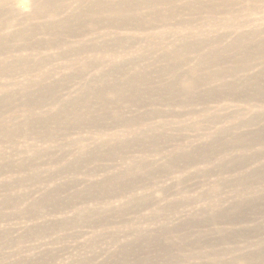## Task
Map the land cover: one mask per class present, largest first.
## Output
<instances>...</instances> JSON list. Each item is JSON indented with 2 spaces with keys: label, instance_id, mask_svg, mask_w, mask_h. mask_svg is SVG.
I'll use <instances>...</instances> for the list:
<instances>
[{
  "label": "bare ground",
  "instance_id": "bare-ground-1",
  "mask_svg": "<svg viewBox=\"0 0 264 264\" xmlns=\"http://www.w3.org/2000/svg\"><path fill=\"white\" fill-rule=\"evenodd\" d=\"M69 1L0 0V77L10 76L16 70H42L55 60L46 56L4 59L7 51L15 50L8 48L10 44L34 34L50 35V42L41 47L63 48L61 58L70 67V72L57 80L49 72L34 82L18 85L14 92L5 87L0 91V144L10 150V153L0 152V223L6 220L5 210L34 223L60 213L65 217V212L71 210L75 212V224L63 220L36 224L33 229L26 227L23 241L76 228L78 235L89 226L94 232L109 233L114 223L146 237L148 232H141L137 225L140 209L154 208L144 225L155 221H160V225L164 221L165 225L172 222L169 219L176 215V208L188 205L190 200L177 203L175 208L158 206V201L157 206L152 202L146 206L133 200L112 209L105 206L111 199L117 200L128 193L134 197L136 193L119 191L111 195L114 197H108L95 192V188L110 183L126 185L129 181L133 183L128 188L143 185L146 180L157 183L163 178L166 181L165 177L175 171L187 170L188 164H203L204 169L192 172L182 181L178 180L179 183L176 181L174 186H183L184 191L192 192L186 187L212 183L219 193L228 192L231 198L246 196L240 197L242 202L231 201L234 213L242 215L244 224L251 223L250 215L258 221L262 219V224H255L254 233L243 239L264 233V193L253 190L264 185V154H261L263 151L255 153L261 147L254 151L256 146L244 144L235 136L251 137L255 132L264 131V0H75L74 7L68 5ZM33 20L42 24L32 25ZM12 27L18 30L7 34L6 30ZM125 54L130 56L123 57ZM69 84L77 88L64 97L63 91ZM75 133L96 137L70 139ZM208 146L212 147H209L211 152ZM101 164L110 165L112 171L104 173L106 165L102 170L98 168ZM184 191L176 192V188L169 186L160 188L155 195L165 200L166 196L171 199ZM227 201L230 200L219 199V206L223 207ZM90 205L94 209H88ZM217 211L216 206L206 207L204 212L190 216L189 221L200 218L193 224L195 228H213ZM101 213L109 215L108 219L94 220ZM185 218L173 221L186 225ZM169 230L162 232L167 234ZM182 231L173 233L184 237L186 232ZM112 232L106 240L101 239L105 235H91L90 240L86 239L87 248L97 250L104 241L107 245H117L121 237ZM9 236L8 229L0 230L1 246ZM208 244L216 249L208 241H205L206 248ZM7 245L14 246L15 242ZM125 247L120 256L131 253ZM106 257L109 262L116 258L113 254ZM209 257L212 258L210 254ZM244 259L240 264H247Z\"/></svg>",
  "mask_w": 264,
  "mask_h": 264
},
{
  "label": "rangeland",
  "instance_id": "rangeland-1",
  "mask_svg": "<svg viewBox=\"0 0 264 264\" xmlns=\"http://www.w3.org/2000/svg\"><path fill=\"white\" fill-rule=\"evenodd\" d=\"M68 5L74 7V6L77 5V2L75 0H71V1H69ZM31 24L32 25H39V24L41 25L42 24V21L33 20V21H31ZM17 30H18V28L12 27V28L7 29L6 30V33L7 34H13ZM122 34H125V33L123 32ZM50 40H51V38H50V35H48V34H34L33 36L28 37V39H26V40H16V41H14L12 44H10L8 46V48L9 47H14L15 50L14 51H9V52L7 51L4 59L11 60V59H15L17 57L37 58L39 56H46V57H55V60L52 61L49 65L44 66L42 70H37V69H29L27 71L16 70L10 76H2V77H0V91L2 90V87H5L6 88L5 90H8L10 92H14V91L17 90V86L18 85L28 84L29 82H34V81L38 80L43 74H46V73H49V72L51 73V76H52V79L53 80H57L60 75H62V74L65 75V74H68L70 72L69 62H67L65 59H62L61 58V54L63 53V48H59V47H51V48L41 47V45L48 44L50 42ZM88 56H89V54L86 55L85 57H88ZM129 56H130L129 54H125V56H123V57L128 58ZM96 57L99 59L100 58V54L97 53L96 54ZM80 59L81 60H84L85 58L84 57H81ZM191 61L194 62V57H191ZM75 88H77V86H75L74 84L67 85L66 88H65V90L63 91V96L64 97H67L69 93H71V92H73L75 90ZM21 115L22 114H20V116ZM235 136H236V138H238V137L241 138L244 141L243 142L244 144H246L248 142L249 145L256 146L255 149H254V151L257 148L259 149V147H261L259 150H256L255 153L258 154V152L260 153L261 151H263V152H261V154H264V131L263 132H261V131L255 132L254 134L250 135L251 137L245 136L244 134L243 135L236 134ZM80 137H85L86 139H95L96 136L91 135V134H86V133H84V134H77V133H75V134H72V136L70 137V139H77V138H80ZM250 139L253 140V141L251 142ZM27 141H28V143L30 142L29 139H27ZM196 142H197V140H196ZM38 144H39V146H41V143H38ZM209 147L210 146L207 147V150L208 151L210 150V152H211L212 150L210 148H212V147H210V148ZM2 151H5L6 153H10V150L7 148V146L0 144V152H2ZM154 158H156V157H154ZM157 158H159V156H157ZM155 161H158V160H155ZM262 163L264 164V160H262ZM104 166L106 167V169H105ZM102 167H104V168H102ZM187 167H188V168H186L187 170H184L182 172L175 171V172L167 175L168 177L169 176L170 177L168 178L166 176L165 177L166 178V181L163 178L164 181H163V179H161L157 183H155L154 181L151 182L152 185H148V183L149 184H151V183L150 182H147L148 180H146V183H145L146 185L143 184V185H138V186H134V187H131V188H128V187L130 186L129 183H133L132 181H129L128 183H126V185H125V183L120 184V185L118 183H117L118 185L116 183H114V185H113V183H110L109 186H102V188L99 187L100 189L98 187L95 188V190H94L95 192L100 193L102 195L105 194L106 196L109 195L110 197H114V196H111V195L117 194V193H119V191H120V193L122 191H124V193H126L129 190H132L133 192L136 193V195H134V197L137 196V194H139V192H140V194L136 198H134L132 195H130V193H128L127 195H124L122 197H117L120 201L118 199L116 200V198L114 199V201H113V199H111L108 202L110 205L107 203L105 206H106V208H109V207L112 208V207H114L112 209L121 208L122 206H126V201L128 203H130L133 200L146 203V206H149V204H147V202L150 203V204L152 202V204L154 203V205H156L155 202L158 201V203H159L158 206H164V207H168V208L169 207L175 208L178 205L177 203L188 202L190 200V203L188 205L185 204L186 207L185 206L182 207V206L179 205L178 206V209L176 208V211H175L176 215L175 216H171L170 219H169V221H172V222H170V223H167L166 222L165 225H163L165 223L164 221H163L164 223L161 222V225H160V221H157V222L155 221V222H151L152 224L150 223L151 226H150V224H146L145 223L147 225V227H146V225H144V222H145V220H148L150 218L149 216H151V214H152L151 212H152V210L154 208L148 207L147 209H143V210L140 209L139 220L137 219V222L138 223L140 222V223L139 224L137 223V225H139L138 227H139V230L141 232L142 231L148 232L146 237H145V235L142 236L143 234L142 235L141 234H139V235L138 234H134V232L131 231V230H129L127 227L124 228V230H123V228L120 226L119 223H114V225L112 227H110L109 230L111 229L110 232L113 231L114 234H117L118 233L117 235H119L121 237L119 239V243L117 245H114L112 243H108V245H107V242L104 241L105 244L100 243L101 245L99 247L95 248L97 250H91V249L89 250L87 248V240H90L89 238L91 237V235H96L97 236L98 234L101 235V236L105 235V236L101 237V239L106 240L108 238V234H110V232L107 233L108 232L107 231L108 229L106 230L107 232H102L103 233L102 234L101 231H99V230H97V231L95 230V232H94V229L92 228V226H89L90 228L89 227L88 228H85V229L83 228L84 230L80 234H78V235L76 234L78 232V231H76L77 228L75 230H71L70 229L69 232L67 230H59L58 232H55L56 234L55 233H52V234L50 233V234H48V236L46 234L44 236H41V238L31 239V240H28V241H25V242L23 241V236H24V233H25V229H27V228L33 229L34 227H36V224H40L39 226H41L42 224H48L50 222L51 223H53V222L57 223L59 221L60 222H63V220L69 221V222H71V224H75V222H73V221H75V212L74 211L67 210L65 212V217L63 216V214L60 213L59 215H54L53 218L50 217L51 219L49 217H48V219L47 218L39 219V220L35 221V223L31 221L33 223L32 224L30 222L29 218L16 217V216L13 215V213H14L13 211H11V210H8V211L5 210L4 211V215L6 217V220H4V221H2L0 223V230L8 229L9 230V234L11 236L8 237L6 244H4L2 246L0 244V264L1 263L2 264H10V263L11 264H23V263H25V264H84L85 263L86 264L87 261H88L87 264H97V263H100V264H111V263L112 264H124V263L125 264H132V262H133V264H151V263L152 264H183V263L184 264H240V263H242V260L244 259V256L245 257L247 256L246 259H244V260H246L247 264H256V263H258V264H264L263 263L264 262V259H263L264 258V252H263L264 251V237H263L264 236L263 235L264 233H261L262 235L261 234L258 235L259 238H258V236H256V237L255 236H252L251 238L248 237V239H243V238H246L245 235L246 236L247 235H252L254 233V230L256 229L255 226L256 225H259V224H262V219L258 221L256 218H253V216L250 215L249 218L251 217L250 218L251 223L250 224H246V223L244 224V223H242V220H241V216L242 215H239V216L237 215L236 216V214L234 213L235 210L232 209V207H234V206L232 205V202L231 201H233L234 204L237 202V200H239V201L242 202L241 198L245 199L244 197H246V196L241 197V195H240L238 197V199L235 198L236 199L235 200L234 199V195H233L232 196L233 199H232L230 197L231 196L230 193H228V192H226V193L225 192H220L219 193V191L217 189H215V187H214V185L212 183L211 184H208V185H204V183H198L197 185H193L192 184L191 186L186 187V189H188V188L189 189H192L191 191L192 192L194 191L193 193L190 192V191H187V192L184 191L183 190L184 189L183 186H174V185H177L176 184V181H177V183H179L184 178H186V176L190 175L192 172L197 171V170L200 171L201 168L204 169L205 165L199 164V165L191 166L190 164H188ZM98 168H100L102 170L105 169L103 172L106 173V174H109V172L112 171V169H111L112 167L110 165L107 166V164L98 165ZM254 169H256V166H255ZM108 170H109V172H108ZM263 170H264V168H263ZM245 171L248 172L250 170L246 169ZM103 172H101V173H103ZM228 176H230V175H228ZM263 177H264V173H263ZM171 178H173V180ZM168 179H171V180H169L171 182L173 181L172 183L170 182L172 185H170V183L168 182ZM178 180H179V182H178ZM163 182L164 183L166 182L165 185H164ZM174 182H175V184H174ZM162 183H163V186H162ZM157 185H158V187H156ZM112 186H113V188H112ZM139 186H141V187H139ZM152 186L155 187V188H153ZM169 186L170 187L173 186L174 188H176V192L184 191L185 193L184 192H180V194L178 193L176 196H172L171 199H170L171 196L170 197L166 196L165 200L167 198H168V200L169 199L170 200L174 199L172 201H170V200L169 201H167V200L165 201L163 197H162L163 198L162 199L161 196H156L155 195V194H158V192H160V188H162V187H164V188L167 187L168 188ZM107 187H108V189H105ZM145 187H147V188H145ZM148 187L151 189V191L148 189ZM102 189H103V191H101ZM115 189H116V191H115ZM144 189H148V190H144ZM156 189H158V190H156ZM200 189H201V191H200ZM32 190H33V188H32ZM79 190H81V192L83 191V189H81V188ZM253 190H259L260 192L264 193L263 192L264 191V185L263 186L261 185V187H256ZM253 190H252V192H253ZM149 191H150V193H149ZM172 191H175V190L173 189ZM142 195H144L146 197H144ZM153 195H155V197ZM196 195H197V197H196ZM125 196H127V197L125 198ZM152 196H153V198H152ZM189 196L190 197H194V198H191L190 199ZM131 197H133V199ZM180 197H181V199H180ZM122 198L125 199V201ZM149 198H151V199H149ZM175 198H176V200H175ZM58 199L63 200L60 196L58 197ZM207 199H208V201H207ZM219 199L220 200L221 199H223V200L224 199H228L230 201H227L226 204L223 205V207H222L221 205L219 206ZM122 200L125 202V204H123L124 202ZM152 200H154V201H152ZM159 201H162V202H159ZM229 202H231V205L229 204ZM121 203H122V205H121ZM90 206H91L90 208L89 207H87V208L88 209H94V207H92V205H90ZM119 206H121V207H119ZM214 206H216V208L218 210L217 211L218 218L216 220L217 223H216V225L213 228H210L209 229L208 227H205L202 230H200L199 228L198 229L195 228L193 226V224H195L196 222H199V219L200 218H196L194 220H190L189 221V218H192L190 216H194L198 212L199 213L204 212L205 209H206V207L207 208L208 207H211L212 208ZM137 207H141V204L140 205L138 204ZM202 207H203L204 210H202ZM187 213H189V214H187ZM103 214L104 213H101L102 216H99V217L95 216L96 219H94V220H97V221L98 220H100V221L102 220V221H104V220L108 219V216L109 215L107 216V215H105V214L103 215ZM178 214H180V215L178 216ZM181 214H182V216H181ZM141 215L144 218H141L140 217ZM55 216H57V217H55ZM59 216H60L61 219L58 218ZM116 216L117 215L115 214V217ZM177 216H178V218H181V217H184L185 218L186 217L187 220L185 222L188 223V224H186L188 226H186L185 224L184 225H181L178 221H176L178 224L175 221H173L175 219H178ZM235 216L237 218H240L241 221H239L238 219H236ZM243 216H244V214H243ZM147 217H148V219H147ZM200 217H201V214H200ZM112 218H113V216H112ZM140 218H141V220H140ZM134 219H132V220H134ZM201 219L203 220V218H201ZM43 220L44 221H49V222H44ZM237 220H238V222H237ZM190 222H192V224H190ZM30 223H31V225H30ZM173 223H175V224H173ZM189 225L191 227H189ZM154 226H155V229L153 228ZM164 227H167V228H164ZM168 227L171 230V231L169 230L170 231L169 233L166 234V233L162 232V231H165L166 229H169ZM193 227H194V229H193ZM251 227H253V228L251 229ZM173 228H175V229H173ZM154 230H158V231H154ZM198 230H200V231H198ZM175 231H178V232L179 231L186 232V235L184 237L177 236L176 233H173ZM249 231H251V232L249 233ZM124 232H125V234H124ZM127 232H129V233H127ZM106 233H107V236H106ZM156 233H157V235H156ZM58 234H59V236H58ZM63 234H64V236H63ZM164 234H165V236H164ZM80 235L82 236V238H81ZM136 235H137V237H136ZM200 235H202V236H200ZM239 235H240V238H239ZM14 236L15 237L17 236L16 239H15ZM138 236H139V238H138ZM18 237H19V239H18ZM125 237L126 238L128 237V239L125 240ZM223 237H224V239H223ZM44 238L45 239L47 238L48 240L47 239L45 240ZM193 238H195V239H193ZM231 238L233 240H235V241H232ZM71 239H73L74 241L71 240ZM250 239H252V240H250ZM258 239H259V241H257ZM181 240H183V241H181ZM204 240L205 241H208V243L211 242L212 245H215L216 246V249L213 246L212 247H209V244H208V246L206 248L205 247V241ZM238 240L240 241V243H239ZM20 241H22V242H20ZM122 241H125V242L123 243ZM129 241H130L131 244L129 243ZM136 241L138 242V245L137 246H136V244H137ZM9 242H11V243H14L15 242V245L14 246L7 245ZM18 242H20V243H18ZM30 242H31V244H30ZM79 242H82V243L78 244ZM221 242H223V243H221ZM258 242H260V243L257 244ZM241 243H242V246H241ZM19 244H21V245L19 246ZM75 244L76 245H79V246H76ZM152 244H154V246ZM216 244H218V245H216ZM232 244H234V245H232ZM34 245H36V246H34ZM123 245H124V247L126 245H128L126 247H129V249H130L129 252H131L130 254H127L125 256H120L121 255L120 254L121 251L124 249ZM202 245H203V247H202ZM228 245L231 246V247H229ZM48 246H49V249H48ZM142 246L143 247H146L147 250H146V248H143ZM184 246H186V247H184ZM25 248H26V250H25ZM98 248H100V250ZM105 248H106V250H105ZM172 248H174V249H172ZM132 249H134V250L132 251ZM136 249H137V251H136ZM251 249H252V251H251ZM101 250H102V252H99ZM161 250H162V252H161ZM239 250H240V252H239ZM249 250L251 252H248ZM108 251L109 252L112 251V253L111 252L109 253ZM134 251H136V252H134ZM151 252H152V254H151ZM21 253H23V254L21 255ZM106 253L107 254H113V255H115V257H116L115 258V261L114 260H111L112 262L111 261L109 262V260H107V257H106L107 254ZM134 253H135V255H134ZM206 253H207V256L205 255ZM254 253L257 254V255H255ZM199 254H204V257H201V256L198 257ZM209 254H210V256H212V258L209 257ZM249 255H250V258L248 257ZM254 255H255V257H254ZM174 256H176V257H174ZM232 256H236L237 258L232 257ZM257 256H258L259 259L257 258ZM121 257L123 258L122 260H120ZM251 257L254 258V259H252ZM261 257H263V258H261ZM9 259H10V261H9ZM102 259H104L103 262H105V261L106 262L108 261V262L107 263L106 262L105 263H103V262L101 263ZM223 259H225V260H223ZM249 259H250V261H249ZM117 260H119V261H117ZM138 260H139V263H138ZM248 261H249V263H248ZM231 262H233V263H231Z\"/></svg>",
  "mask_w": 264,
  "mask_h": 264
}]
</instances>
